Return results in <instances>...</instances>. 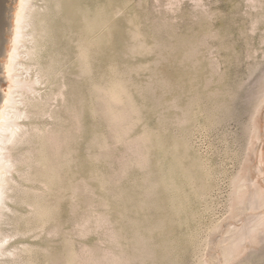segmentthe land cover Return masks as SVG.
<instances>
[{"label": "rangeland", "instance_id": "rangeland-1", "mask_svg": "<svg viewBox=\"0 0 264 264\" xmlns=\"http://www.w3.org/2000/svg\"><path fill=\"white\" fill-rule=\"evenodd\" d=\"M57 1L61 2V6ZM31 2L33 8L37 6L35 8L38 10H35L37 16H30L33 18L30 20L34 21H30L33 23L29 24L28 30L33 28L31 30L35 29L36 32H31L34 39L29 36L33 44L29 43L30 41L26 42L27 47L23 48L30 55L26 54L22 58L26 66H23L21 71L24 70L22 71L24 77L27 76L29 79L37 77L40 82H37L38 84L34 82L32 92H27L29 97L25 91L20 90L23 92L20 107L27 109L23 110L26 117L23 116L19 122L23 125L22 128H25L22 129L25 131H21L26 135L17 137L20 141L13 140L14 144L9 142L5 152V155L13 157L12 164L15 163L11 165L13 170L11 169L10 175L14 177L12 185L16 189L9 190L8 194L12 198L6 199L9 206L3 210L0 217L2 234H9L4 245L6 253L0 257V264H67L69 259L68 264H203L212 230L219 224H227L233 220L228 218L226 221L225 217L229 213L230 202L235 192V177L247 155L251 154L249 140L253 130V111L260 100L258 98L264 92V0H111L113 35L102 45V51L104 54L113 51L114 56L111 59L103 58L96 47H93L89 55L87 53L90 58L86 57L90 60L87 62L91 63L88 64L91 68L83 62L84 66H81L80 59H77L79 57L77 47L84 41L73 3L70 0ZM55 4L57 6H54ZM55 7L59 8L58 11ZM35 11L31 13L35 14ZM67 19L70 23H66L69 22ZM135 25L138 28H135ZM129 30L140 31L145 38L140 37L139 41L144 44L146 42V47L143 46L145 50L132 49L135 52L129 51L127 56L123 52L126 51V45L129 44L131 47L140 43L137 39L131 40ZM105 33L106 31L103 32ZM76 43L80 44L77 46ZM147 45L150 47L152 45L151 52ZM53 46L55 48H52ZM137 50L140 52H136ZM31 53H35V56ZM133 53L137 55L132 56ZM51 58L54 63H51ZM140 62L146 63V66L150 63L148 69ZM127 63L130 65L129 68H126ZM109 64H115L117 68L110 72ZM79 65L83 69L77 68ZM49 66L52 69L46 73V70L51 68ZM137 66L143 69L140 70ZM53 67L56 68L55 72H52ZM84 67L90 69L91 73L87 69L85 72ZM131 67H136L137 70ZM87 73L89 74L86 75ZM115 75L124 80L128 79L125 82L126 87L128 85L130 88L129 90L126 88L127 93L130 92L128 93L130 97L126 96L128 95L126 91L125 97L133 99L134 102L129 98L124 99L136 103L135 108L137 106L139 108L136 110L132 108V104H127L128 106L126 103L123 104L126 101L116 102L117 105L115 102L112 103L122 114L127 109H134V113L130 110L132 114L129 110L128 113L125 111L127 114L121 116L123 119H120V116L119 119L116 117L120 122L113 119L118 123L116 125L112 118L115 114L117 116V112L115 113L117 110L113 109L114 116L105 110L111 115L112 122L107 118L109 115L104 112L107 108L104 104L108 97L107 92L105 93L108 88L106 85L111 84L106 82L116 77ZM94 86L98 88L95 87V91H91ZM104 86L105 91L102 88ZM26 89L27 87L24 90ZM103 96L106 102L101 112ZM77 99L81 100V104ZM89 107L93 113L97 111L96 115H93ZM122 107L124 108L121 110ZM262 107L260 109L262 112L258 114L260 115L258 124L261 132H264V105ZM73 108L77 109L75 110L77 112H73ZM34 110L39 113H34ZM120 111L118 115H122ZM135 111H140V117L135 118L138 116ZM67 113L73 114H68V118ZM71 119L73 123H70ZM81 121H84V127L79 126L83 127L82 129L72 127L77 126V122L82 125ZM63 126L74 129V131L68 129L71 134L69 135H73L69 141V132L63 131L65 129ZM114 128L115 130L120 128L116 133H125V137L121 136L123 138L121 139L120 134L118 137L115 136ZM76 129L80 131L75 137ZM143 130L146 131L147 138L151 137V144L149 139L147 142ZM22 132L18 135L23 134ZM100 133L102 135H98ZM96 134L99 138L104 135L106 137L104 140L107 141L103 139L99 141ZM141 134L146 141L139 136ZM72 138L75 143L70 141ZM158 139L166 146H175L183 151L181 157L186 166H189V161L183 154L189 152L186 154L194 155L192 158L195 164L189 168L192 174L195 173L193 177L197 176L194 177L196 180L193 178V182H187L180 178V189H167L161 175V168L165 167L167 161L159 158L156 146ZM102 140L107 146L110 143L108 147L106 146L107 149L103 146ZM99 144H102V147ZM146 145L152 147L151 151L148 150L151 153L147 152ZM71 150L75 154H71ZM87 154L91 157L88 158ZM67 158L72 159V163ZM65 162L70 163V167ZM158 163L161 164L158 166ZM48 164H51V167ZM43 165L48 169H43ZM51 172L54 174L51 175ZM253 173L255 175L254 170L250 172V177L247 176L252 178ZM92 177L98 181H92ZM100 181L103 183L100 184ZM192 183H195V186ZM177 197H180V200ZM38 200L41 207L36 205L39 204ZM47 209L51 212L48 213ZM248 212L250 213V210L241 215V220ZM39 216H42V219ZM241 220H238V223L242 222ZM138 232L141 234H137ZM137 235L141 236L143 241L142 239L138 241ZM252 251L231 264H264V242ZM213 252L214 250L212 254L216 258L217 251L215 250V254ZM215 258L210 264H216Z\"/></svg>", "mask_w": 264, "mask_h": 264}, {"label": "bare ground", "instance_id": "bare-ground-1", "mask_svg": "<svg viewBox=\"0 0 264 264\" xmlns=\"http://www.w3.org/2000/svg\"><path fill=\"white\" fill-rule=\"evenodd\" d=\"M31 1H33V0H0V217H1V214H3V210L5 209V208H7L9 205L7 204V200L6 199H8L9 197H11V195H9L8 193H9V190L10 189H16V187H14L13 188V185H12V179L14 178V177H12L11 175H10V172L13 170V168H11L14 164H12V156H9V154H7V155H5V152H6V150L8 149V147H7V144L9 143V142H13V140L15 141H17L19 138H21V135L24 137L26 134L25 133H23L22 131H25V130H22V129H25V128H22V124L19 122V120H21V118L24 116V111H25V109H27V108H25V109H22L21 107H20V104H22V100H23V98H20V97H23L22 96V94L21 93H23L22 91H20V90H23V91H25V94L28 92V93H30V92H32V89H34L33 87V85L35 84L34 82H40L39 81V79H33V78H31L30 77V79L29 78H27V76L26 77H24L25 75H24V72H22V71H24V70H22L21 71V69H23V66H24V63L22 62V58L24 57V55H26L27 53H29L28 51H26V50H23V48L26 46L27 47V45H26V42H29V43H31V38L29 37V36H31V37H33V34H31V32H36V30L34 29V31L33 30H31V29H33V28H31L30 30H28V27L30 26L29 24L30 23H33V22H30V21H34V20H30V19H33V18H31L30 16H37L36 15V11L35 10H38V9H36L37 8V6H35L34 8H33V4H32V2ZM44 2V1H43ZM49 2V1H48ZM58 2V1H57ZM70 2L71 3H73V9H74V13H75V16L78 18V20H79V24H80V26H81V30H82V39H83V41H84V43H76V45L78 46L79 44V47H77V49L79 48V57H77V59L79 58L80 60H79V62H81V66L83 65V64H85V65H87L88 66V68H91L89 65L91 64H89V62H90V60H88V59H86V57L89 55V52H90V49H92L93 47H96V50L99 52V53H101V55H102V57L104 58V57H107V58H109V59H111L113 56H114V54H113V51L111 52V51H109V52H106L107 54H104V52L102 51L103 50V47H102V45H104L107 41H108V37H110V36H112L113 35V29H112V24H113V16H112V3H111V0H106L105 2H100V1H98L97 2V0H70ZM96 2H97V5H95L96 4ZM34 3V2H33ZM50 3V2H49ZM57 4H60V6H61V2L59 1ZM54 6H57L56 4L54 5ZM60 6H58L59 8H60ZM40 7V6H39ZM48 7V6H47ZM58 7H55L56 8V10H57V8ZM96 7V8H95ZM58 8V9H59ZM32 9H34V10H32ZM118 9V8H117ZM33 11H35V14H33V13H31V12H33ZM49 12H50V10H48ZM58 11V10H57ZM47 12V11H46ZM39 14V13H38ZM58 14V13H57ZM118 14V13H117ZM60 15H61V13H60ZM116 15V14H115ZM131 15V14H130ZM135 15V14H134ZM58 16V15H57ZM118 16V15H117ZM68 21H69V19H67ZM63 21V20H62ZM66 21V20H65ZM65 21H63V22H65ZM130 22H131V24H132V19L130 20ZM66 23H70V21L69 22H66ZM34 25V24H33ZM63 25V24H62ZM138 26V25H137ZM62 27H64V26H62ZM34 28H35V26H34ZM135 28H138V27H136V25H135ZM130 29V28H129ZM140 29V28H139ZM138 29V30H139ZM135 31V30H129V31H131L130 33V37H131V40H133V41H136V39H137V42H140L139 41V38L140 37H143L139 32L140 31ZM106 31V33L105 34H103V32H105ZM66 34V33H65ZM64 34V35H65ZM35 35H36V33H35ZM143 38H145V37H143ZM142 38V39H143ZM33 39H34V37H33ZM81 40V39H80ZM141 40V39H140ZM35 41V40H34ZM145 40H143V42H144ZM55 42V41H54ZM79 42H81V41H79ZM187 42V41H186ZM50 43V42H49ZM31 44H33V43H31ZM54 44V43H53ZM138 44V46L136 45V44H134V45H132L131 47H129V44H127L126 45V51H123L124 52V55H127L128 53H129V51L130 52H135V48H141L142 50L144 49V47L143 46H145V44H146V42H145V44L144 43H142V42H140V43H137ZM144 44V45H143ZM55 45V44H54ZM153 45V44H152ZM152 45H151V47H152ZM189 45V44H188ZM56 46V45H55ZM55 46H53L52 48H55ZM149 45H147V47H148ZM154 46V45H153ZM134 47V48H133ZM146 47V46H145ZM151 47L149 46V48H150V52L152 51L151 50ZM45 48V47H44ZM64 48V47H63ZM148 48V49H149ZM132 49H135V50H133L132 51ZM147 49V50H148ZM153 49V48H152ZM28 50V49H27ZM36 50V49H35ZM140 50V49H139ZM145 50V49H144ZM155 50V49H154ZM58 52V51H57ZM57 52H54V53H57ZM136 52H140V51H136ZM143 52V51H142ZM78 53L76 54V53H74L76 56L78 55ZM87 53H88V55H87ZM143 53H148L147 51H144ZM31 54H35V53H31ZM97 54V53H96ZM138 54H140V53H138ZM27 55H30V54H27ZM54 55V54H53ZM57 55H59V54H57ZM62 55V54H61ZM99 55V54H98ZM135 55H137L136 53H133V55L132 56H135ZM141 55H142V53H141ZM144 55V54H143ZM35 56V55H34ZM75 56V57H76ZM83 58H82V57ZM127 56H129V55H127ZM127 56H125V57H127ZM61 57V56H60ZM89 57V56H88ZM26 58V57H25ZM55 58V57H54ZM90 58V57H89ZM91 58H92V56H91ZM52 60H51V63H54V62H52L53 61V58H51ZM60 59V58H59ZM77 59H75L76 61H78ZM81 59H83V61L81 60ZM93 59V58H92ZM25 60V59H24ZM50 60V59H49ZM48 60V61H49ZM61 60V59H60ZM87 60L89 61V62H87ZM55 61V60H54ZM57 61V60H56ZM59 61V60H58ZM63 61V60H62ZM64 61H65V59H64ZM25 62H26V60H25ZM82 62H83V64H82ZM102 62H104V61H102ZM57 63V62H56ZM64 63V62H63ZM71 63V62H70ZM116 63V62H115ZM140 63H142V62H140ZM58 64H60V63H58ZM62 64V63H61ZM73 64H75V63H73ZM78 64H80V63H78ZM89 64V65H88ZM128 64V63H127ZM139 64V63H138ZM138 64H136V65H138ZM142 64H144V63H142ZM142 64H139V65H141V66H143ZM146 64V63H145ZM144 64V66H146ZM148 64H150V63H148ZM148 64H147V66L145 67V69L148 67ZM49 65V64H48ZM63 65V64H62ZM110 65V64H109ZM132 65V64H131ZM26 66V65H25ZM24 66V67H25ZM56 66H58L57 64H56ZM64 66V65H63ZM80 65H79V67H77V68H80L81 67ZM84 66V65H83ZM117 65H115V64H112V65H110V66H108V69H109V71L110 72H112L114 69H115V67H116ZM128 66V67H127ZM126 66V68H129V64ZM30 67V66H29ZM49 67H51V66H49ZM54 67H55V65H54ZM53 67V70H52V72L54 71L55 72V70L54 69H56V68H54ZM86 67V66H85ZM84 67V70L85 69H87V68H85ZM138 67V66H137ZM28 68V67H27ZM25 68L26 70H28V69H30V68ZM82 69H83V67H81ZM117 68V67H116ZM132 69L134 68V67H131ZM140 70H142L143 69V67L142 68H140V66L138 67ZM42 69H43V67H42ZM48 69V68H47ZM52 69V67L51 68H49L48 70H46L47 72L46 73H48V71L49 70H51ZM134 69H136V67L134 68ZM133 69V70H134ZM138 69V70H139ZM148 69V68H147ZM25 70V71H26ZM84 70H82V72H84ZM88 70V72H90V69H87ZM137 70V69H136ZM29 71V70H28ZM27 71V72H28ZM92 71V70H91ZM117 71V70H116ZM128 71H130V70H128ZM43 72H45L44 70H43ZM52 72H51V74H52ZM81 72V71H80ZM79 72V74H82V73H80ZM85 72H86V70H85ZM85 72L83 73V74H85ZM59 73V72H58ZM91 73V72H90ZM43 74H45V73H43ZM50 74V73H49ZM56 74V73H55ZM55 74H53V76L55 75ZM64 74H66V73H64ZM89 73H87L86 75H88ZM104 74V73H103ZM110 74V73H109ZM120 73H118V75H119ZM28 75H29V73H28ZM47 75V74H46ZM61 75V74H60ZM85 75V76H86ZM117 75V74H116ZM115 75V76H116ZM38 76V75H37ZM45 76V75H44ZM49 76H52V75H48V77ZM65 76V75H64ZM73 76V75H72ZM42 77V76H41ZM40 77V78H41ZM45 77H47V76H45ZM55 77V76H54ZM59 77V76H58ZM57 77V78H58ZM74 77V76H73ZM121 77V76H120ZM125 77V76H124ZM129 77V76H128ZM56 78V79H57ZM62 78V77H61ZM77 78H79V77H77ZM49 79V78H48ZM80 79V78H79ZM127 78H125V80H126ZM50 80V79H49ZM55 80V79H54ZM110 81H108V82H106V81H104V83L106 82V83H111V84H109V85H106V87L108 86V88H106L105 90H104V88H105V86L104 87H102L103 88V91H105V93L106 94H108V97H107V102H106V100L104 99L105 97L103 96V99H102V97H101V105H102V111L101 112H103V109L106 107V105H107V108L106 109H104V112H105V110H108V112L109 113H111V115H113L114 116V111L115 110H117V111H115V113L117 112V116H116V114H115V118L113 117L112 118V120L113 119H115V120H118L119 119V117L118 116H120V119H123L121 116H123V114L125 115V114H127L128 112V110H129V113H130V110L132 109V108H135V104H133V103H131V101H129L128 102V98L130 97V94H128V93H130L129 91H128V93H127V91H126V88H127V90H129L130 88H129V86L127 85V87H126V82H125V80L123 79V78H119V76L117 77H113L112 78V80H111V78L109 79ZM128 80V79H127ZM48 81V80H47ZM74 82H76V81H74ZM103 82V81H102ZM62 83V82H61ZM80 83V82H79ZM101 83V82H100ZM38 84V83H37ZM49 84V83H48ZM54 84V83H53ZM56 84V83H55ZM58 84H59V82H58ZM99 84V83H98ZM102 84V83H101ZM25 85H26V87H27V89L26 90H24L26 87H25ZM64 85V84H63ZM70 85V84H69ZM77 85V84H76ZM105 85V84H104ZM24 87V89H21V88H23ZM97 86V85H96ZM96 86H94V89L93 90H91V91H95V87ZM99 86V85H98ZM101 86H103V85H101ZM20 87V89H18ZM78 88V87H77ZM96 88H98V87H96ZM102 88H100V89H102ZM129 88V89H128ZM72 89H74V87L72 88ZM99 89V90H100ZM80 90V89H79ZM90 90V89H89ZM97 90V89H96ZM75 91V90H74ZM125 91H126V93L128 94V95H126L125 94ZM62 92V91H61ZM79 92V91H78ZM97 92H100V91H97ZM26 94V95H28V97H29V94ZM33 93H34V91H33ZM94 93H96V92H94ZM101 93H102V91H101ZM63 94V93H62ZM79 94H80V92H79ZM103 94H104V92H103ZM25 95V96H26ZM83 95V94H82ZM93 95V94H92ZM98 95H99V93H98ZM97 94H96V96H98ZM125 95L126 96H129L128 98L127 97H125ZM24 96V97H25ZM68 96V95H67ZM74 96H76V95H74ZM91 96V95H90ZM105 96H107V95H105ZM27 97V96H26ZM25 97V98H26ZM77 97V96H76ZM80 97V96H79ZM78 97V98H79ZM85 97V96H84ZM83 97V98H84ZM92 97V96H91ZM99 97H100V95H99ZM124 98H127V99H124ZM31 99V98H30ZM130 99V98H129ZM258 99H260L259 100V102H257L258 104L257 105H255V111H253V113H254V115L252 116L253 117V120H252V124H253V130H252V133H251V136H250V142H249V152H251V154L249 153V155H247L248 157L246 158V160L244 161V163H243V165H242V167H241V170L239 171V173L237 174V176L235 177V192H234V194H233V197H232V201L230 202L231 203V206H230V210H229V213L227 214V216L225 217V220L226 219H233L231 222H228L227 224H219V225H217V226H215V228H214V230H212L213 232H212V234H210L211 236H210V240H209V245H208V247H209V249H208V251H207V254H206V256H205V258H204V261H203V264H210V261L212 260V259H214L215 257H214V255L212 254V251L214 250V254H215V250L218 252H216V254H218L217 256H216V258H215V260H217V262H216V264H231V263H233V262H235V261H238V260H241L242 259V257L244 258V256L245 255H249V254H246V253H250L254 248L256 249V247H257V245H259V244H261L262 242H264V132H261V130H260V127H259V124H258V116H260V115H258V114H260L259 112L261 111L260 109H262L263 107V105H264V92H262V95H261V97H259ZM72 100H74L73 98H72ZM78 100V102L81 104V100L79 101V99H77ZM85 100V99H84ZM130 100H132L133 101V99H130ZM26 101V100H25ZM82 101H83V99H82ZM120 101H122V102H124V101H126V102H124L123 104H125L126 103V105L127 104H129V105H131V106H133L132 108H130V109H127V106L125 105V109H127V113H125V111L123 112V114H122V112L120 111V110H118V109H116L115 108V106L113 107V105H112V103H114L115 102V105H117L116 104V102H119L120 103ZM28 102H29V100H28ZM27 102V103H28ZM66 102V101H65ZM83 102H85V101H83ZM99 102V101H98ZM104 102H106V104H104ZM121 102V103H122ZM134 102V101H133ZM41 103V102H40ZM118 103V104H119ZM24 104H25V102H24ZM23 104V105H24ZM31 104V103H30ZM29 104V105H30ZM68 104V103H67ZM83 105L81 106V108L82 107H84V103H82ZM86 104V103H85ZM105 105V107H104V105ZM123 104H121V106H123ZM28 105V104H27ZM72 105V104H71ZM70 105V106H71ZM98 105V104H97ZM100 105V106H101ZM22 106V105H21ZM34 106H37V105H35L34 104ZM33 106V107H34ZM75 106V105H74ZM73 106V107H74ZM80 106V105H79ZM99 106V107H100ZM130 106V107H131ZM137 106V105H136ZM30 107V106H29ZM68 107H69V105H68ZM76 107H77V105H76ZM113 107V108H112ZM119 107V106H118ZM262 107V108H261ZM37 108V107H36ZM75 108V107H74ZM73 108V109H74ZM90 108V107H89ZM91 108H93V106L91 107ZM90 108V111L92 110ZM124 107H122L121 108V110L123 109ZM138 110H139V108H138V106L136 107ZM135 108V109H136ZM172 108V107H171ZM70 109V108H69ZM68 109V111H70V110H72V109H70L69 110ZM78 109H80V107L78 108ZM83 109V108H82ZM94 109V108H93ZM98 109V108H97ZM113 109H115V110H113ZM136 109V110H137ZM24 110V111H23ZM31 110H33V109H31ZM30 110V111H31ZM38 110H40V109H38ZM42 110H43V108H42ZM65 110H66V108H65ZM75 110H77V109H74L73 110V112L75 111ZM99 110H100V108H99ZM134 110V109H133ZM133 110H131V111H133ZM26 111H29V110H26ZM67 111V110H66ZM82 111V110H81ZM81 111H78L79 113H81ZM118 111H120L121 112V114L122 115H118ZM39 113V111H35L34 110V113ZM41 112V111H40ZM75 112H77V111H75ZM97 112V111H96ZM96 112L95 113H93V110H92V113H93V115L95 114L96 115ZM107 111L105 112L106 113V115L108 114L109 115V113H108ZM262 112V111H261ZM26 114H27V112H25ZM84 113V112H83ZM104 113V114H105ZM133 113H134V111H133ZM135 113H137L138 114V116H136L135 118H137V117H140L139 116V114H140V111H135ZM49 114V113H48ZM47 114V115H48ZM69 113H67V116H68V118H69V115H71V114H73V113H71V114H69ZM75 114V113H74ZM78 114V113H77ZM99 114V113H98ZM103 114V113H102ZM130 114H132V112L130 113ZM28 115H29V113H28ZM79 115H81V114H79ZM79 115H77V117L79 116ZM92 115V114H91ZM99 115H101V114H99ZM111 115H109V117L107 116V118H110V120H111ZM82 116H83V114H82ZM129 116H131V115H129ZM135 115H133V117H134ZM24 117H26V116H24ZM28 117V116H27ZM76 117V118H77ZM80 117V116H79ZM106 117V116H105ZM116 117L118 118V119H116ZM59 118V117H58ZM57 118V119H58ZM82 118V117H81ZM81 118H79L80 120H82ZM129 118V117H128ZM62 119V118H61ZM75 119V118H74ZM73 119V120H74ZM78 119V120H79ZM127 119V118H126ZM139 120H140V118H138ZM66 120V119H65ZM77 119H76V121H78ZM79 120V121H80ZM106 120V119H105ZM112 120L110 121V122H112ZM115 120H113L114 121V123H115ZM137 119H135V121H136ZM59 121V120H58ZM64 121V120H63ZM67 121H68V119H67ZM69 121H70V119H69ZM107 121H109V120H107ZM119 121V120H118ZM138 121V120H137ZM60 122V121H59ZM64 122H66V121H64ZM83 122L84 121H81V123H82V125H80V124H78V122L76 123L77 124V126H75L74 124V126H72L73 128L75 127H79V126H83ZM120 122V121H119ZM260 122V121H259ZM61 123V122H60ZM59 123V124H60ZM70 123H73V121H72V119H71V122ZM109 123V122H108ZM114 123L112 124V125H114ZM117 123V122H116ZM116 123H115V125H116ZM264 123V122H263ZM25 124V123H24ZM33 124V123H32ZM68 124H69V122H68ZM118 124V123H117ZM61 125V124H60ZM63 125H65V124H63ZM97 125V124H96ZM95 125V126H96ZM109 125V124H108ZM110 125H111V123H110ZM114 125V126H115ZM123 125V124H122ZM27 126V125H26ZM35 126V125H34ZM62 126V125H61ZM71 126V125H70ZM70 126L69 127H67V128H65L66 126H63L65 129L63 130V131H65V130H67V132H69L68 133V135L70 134V131L68 130V129H70ZM94 126V125H93ZM114 126H112V127H114ZM128 126V125H127ZM60 127V126H59ZM84 127V126H83ZM82 127V128H83ZM117 127H118V125L116 126V129H117ZM37 128H39V126L37 127ZM61 128V127H60ZM80 128V127H79ZM82 128H80V129H82ZM111 128V127H110ZM19 129H20V132H22L23 134H20V135H18V133H20V132H18L19 131ZM85 129V128H84ZM93 129H95V127L93 128ZM22 130V131H21ZM71 130V129H70ZM73 131H74V129H72ZM71 130V131H72ZM77 130V132L75 133L74 132V136L76 135H78L77 133H78V131H80V130H78V129H76ZM75 130V131H76ZM113 130V129H112ZM114 130H115V128H114ZM119 130H120V128L118 129V130H115V133H116V131L117 132H119ZM146 130V129H145ZM143 130L145 133H143V131H142V133L143 134H145L146 135V131L148 130ZM36 131H37V129H36ZM39 132H41V131H39ZM39 132H38V134H39ZM83 132V131H82ZM113 132V134H114V131H112ZM121 132H123V131H121ZM151 132V131H150ZM153 132V131H152ZM157 132V131H156ZM42 133V132H41ZM44 133V132H43ZM42 133V134H43ZM72 133V132H71ZM84 133V132H83ZM92 133V132H91ZM95 133H97V132H95ZM126 133H128V132H126ZM45 134V133H44ZM64 134V133H63ZM120 134V135H119ZM119 134H117L116 133V135L115 136H117V135H119L120 136V138L121 139H123L122 137H125V133L123 134H121V133H119ZM143 134H141V135H139L141 138H142V135ZM152 134V133H151ZM150 134V135H151ZM29 135V134H28ZM37 135V134H36ZM61 135H62V132H61ZM67 135V136H68ZM71 135V134H70ZM69 135V138H68V141H69V139H70V137H72V136H70ZM87 135V134H86ZM97 135V134H96ZM98 135H102V133H100V134H98ZM96 136V137H98V139H99V141H100V139H103L104 140V138H106V137H104V135H103V137H101V138H99V136ZM124 135V136H123ZM148 135H149V132H148ZM158 135V134H157ZM156 135V136H157ZM20 136V137H19ZM40 136V135H39ZM75 136V137H76ZM94 136H95V134H94ZM122 136V137H121ZM151 136H153V135H151ZM17 137H19V138H17ZM42 137V136H41ZM44 137V136H43ZM118 137V136H117ZM148 137H150V136H148ZM159 137H161V136H159ZM158 137V138H159ZM17 138V139H16ZM93 138V137H92ZM91 138V139H92ZM110 138V137H109ZM114 138H116V137H114ZM145 138H147V135L145 136ZM23 139V138H22ZM43 139V138H42ZM41 138H40V140H42ZM66 139V138H65ZM76 139V138H75ZM78 139V138H77ZM96 139V141H97V138H95ZM144 141H146L144 138H142ZM148 139H149V141H148ZM151 137L150 138H147V142H149L150 144H151ZM102 140V141H103ZM165 140V139H164ZM18 141H20V140H18ZM38 141V140H37ZM66 141V140H65ZM70 141H73L74 143H75V140H74V138H72V140H70ZM99 141H97L98 143H99ZM105 142L107 141V139H105L104 140ZM103 141V142H104ZM109 141V140H108ZM120 141V140H119ZM144 141H143V143H144ZM153 141V140H152ZM33 142V141H32ZM36 142V141H35ZM72 142V143H73ZM77 142V141H76ZM91 142V145H92V141H90ZM105 142L103 143V146H107V145H105ZM146 142V144L147 145H150V144H148ZM10 143V144H11ZM15 142H13V144H14ZM39 143V142H38ZM43 143V142H42ZM63 143H64V141H63ZM65 143H68V142H65ZM71 143V142H70ZM69 143V144H70ZM98 143H95V144H98ZM183 143V145H184V142H182ZM36 144V143H35ZM69 144H68V146H69ZM86 144H88L89 145V143H86ZM110 144V143H109ZM109 144H108V146H109ZM176 144V143H175ZM12 145V144H11ZM88 145H87V147H88ZM100 145V144H99ZM102 145V144H101ZM100 145V147H102ZM145 145V144H144ZM146 145V146H147ZM154 145V144H153ZM152 145V146H153ZM13 146V145H12ZM36 146V145H35ZM107 146V147H108ZM143 146V145H142ZM156 146L158 147V150H159V158H161V159H163V160H165V161H167V163H166V165H165V167H162L161 168V175H162V177H163V181H165V185H166V187H167V189L168 188H174V189H180V186H181V182H180V178H183L184 180H186L187 182H191L192 180H193V178L195 177H193V174H195L194 172H193V174H192V172H191V170H190V168L189 167H193L192 166V164H195L194 163V160H193V158H192V156H194V155H189V154H186V153H189V152H185L184 154H183V156H186V160H188L189 161V166H186L185 165V163H184V161H183V158L181 157L182 156V152L179 150V148H177V147H173V146H171V147H169V146H166V144L163 142V141H161L160 139H158V141L156 142ZM184 146H186V145H184ZM38 147V146H37ZM40 147V146H39ZM65 147V146H64ZM70 147V146H69ZM67 148V149H70V148H72V146L70 147V148ZM107 147L105 148V149H107ZM148 147H150V146H147V152H150L151 151V149H152V147H150V148H148ZM43 148V147H42ZM89 148V147H88ZM88 148H87V150H88ZM145 148V147H144ZM153 148H154V146H153ZM186 148H187V146H186ZM10 149L11 148H9V151H10ZM37 149V148H36ZM35 149V150H36ZM47 149V148H46ZM103 149V148H102ZM150 149V151H148ZM187 149H189V148H187ZM44 150H45V148H44ZM65 150V149H64ZM92 149H90V151H91ZM104 150V149H103ZM66 151V150H65ZM68 151V150H67ZM74 151H75V149H74ZM8 152V151H7ZM38 152V151H37ZM71 152V154H73L72 153V150L70 151ZM77 152V151H76ZM89 152V151H88ZM146 152V150L144 151V153ZM41 153V152H40ZM44 153V152H43ZM151 153V152H150ZM62 154V153H61ZM75 154V153H74ZM147 154V153H146ZM186 154V155H185ZM40 155V154H39ZM68 156H72V155H69V154H67ZM66 155V156H67ZM88 155V154H87ZM98 154H96V156H97ZM14 156V155H13ZM46 156V155H45ZM101 156V155H100ZM104 156V155H103ZM103 156H102V158H103ZM150 156V155H149ZM154 156V155H153ZM156 156V155H155ZM38 157H40V156H38ZM48 157H50V156H48ZM89 157H91V155L89 156L88 155V158ZM92 157H93V155H92ZM105 157V156H104ZM147 157H148V155H147ZM152 157V156H151ZM150 157V158H151ZM15 158V157H14ZM47 158V157H46ZM66 158V157H65ZM97 158V157H96ZM96 158H94L93 160H95ZM101 158V157H100ZM43 159V158H42ZM42 159H41V161H42ZM69 161H70V163H72V159H69V158H67ZM67 159H64V160H66V162L68 161ZM195 159V158H194ZM38 160V159H37ZM77 160V159H76ZM90 160H92V159H90ZM92 160V161H93ZM98 160H99V157H98ZM150 159H148L147 158V161H149ZM198 160V159H197ZM196 160V161H197ZM48 160H46V162H47ZM79 161V160H78ZM96 161V160H95ZM200 161V160H199ZM198 161V162H199ZM65 162V164H69L68 166L70 167V163H66ZM97 162H99V161H97ZM96 162V163H97ZM150 162V161H149ZM152 162V161H151ZM158 162H159V160H158ZM38 163V162H37ZM45 163V162H44ZM49 163H51V162H49ZM75 163V162H74ZM92 163H94V162H92ZM95 163V164H96ZM39 164V163H38ZM37 164V165H38ZM89 164H91V163H89ZM148 164V163H147ZM159 164H161V163H158V166H159ZM163 164V163H162ZM12 165V166H11ZM40 165V164H39ZM49 166L51 165V164H48ZM47 165V166H48ZM48 166V167H49ZM77 166V165H76ZM91 166H92V164H91ZM38 167V166H37ZM40 167V166H39ZM46 167V166H45ZM51 167V166H50ZM62 167H64V165L62 166ZM61 167V168H62ZM65 167H67V166H65ZM94 167V166H93ZM197 167H199L198 165H197ZM196 167V168H197ZM18 168V167H17ZM141 168H143V167H141ZM201 168V167H200ZM12 169V170H11ZM16 169V168H15ZM43 169H45V170H47L46 168H44V165H43ZM50 169V168H49ZM71 169V168H70ZM40 170H42V168L40 167ZM58 170V169H57ZM63 170V169H62ZM141 170V169H140ZM196 170H198V168L196 169ZM201 170V169H200ZM252 170H254L255 171V175H254V173H253V175H254V177H252V178H249L250 176L249 175H251L250 174V172L252 171ZM39 171V170H38ZM37 171V172H38ZM49 171V170H48ZM51 171V170H50ZM66 171V170H65ZM41 172V171H40ZM43 172V171H42ZM58 172V171H57ZM63 172V171H62ZM69 173H70V171H68ZM92 171H90V173H91ZM195 172H197V171H195ZM199 172H201V171H199ZM46 173V172H45ZM47 173H49V172H47ZM66 173V172H65ZM97 173V172H96ZM249 173V174H248ZM37 174V173H36ZM44 174V173H43ZM42 174V175H43ZM52 174H54V173H52L51 172V175ZM93 173H91V175H92ZM201 174V173H200ZM41 175V174H40ZM49 175V174H48ZM75 175H77V174H75ZM75 175H73L74 177H75ZM79 175V174H78ZM110 175V174H109ZM147 175V174H146ZM198 175V174H197ZM249 177H248V176ZM31 176H33V175H31ZM39 176V175H38ZM37 176V177H38ZM44 176V175H43ZM61 176H62V174H61ZM96 176H98V173L96 174ZM144 176V175H143ZM199 176V175H198ZM59 177V176H58ZM99 177H100V175H99ZM201 177H203V178H205L204 177V175H201ZM201 177H198V179L200 178L201 179ZM36 178V177H35ZM35 178H33V179H35ZM41 178H42V176H41ZM50 178V177H49ZM53 178V177H52ZM51 178V179H52ZM91 178V177H90ZM89 178V179H90ZM195 178H197V176L195 177ZM194 178V179H195ZM203 178H202V180H203ZM31 179V178H30ZM37 179V178H36ZM86 179V178H85ZM84 179V180H85ZM92 179H93V177H92ZM102 179V178H101ZM100 179V180H101ZM39 180V179H38ZM41 180V179H40ZM46 180H47V177H46ZM50 180V179H49ZM53 180V179H52ZM51 180V181H52ZM56 180V179H55ZM70 180V182L72 181L71 179H68V181ZM73 180H75V179H73ZM95 179H93L92 181H94ZM97 180V179H96ZM95 180V181H96ZM107 180V179H106ZM145 180V179H144ZM196 180V179H195ZM205 180V179H204ZM14 181V180H13ZM58 181V180H57ZM62 181H63V179H62ZM81 181V180H80ZM86 181V180H85ZM98 181V180H97ZM146 181H147V179H146ZM60 182V181H59ZM76 182H78V181H76ZM90 182V181H89ZM101 182V181H100ZM107 182V181H106ZM193 182V181H192ZM201 182H203V181H201ZM18 183V182H17ZM16 183V184H17ZM20 183V182H19ZM25 183H27V182H25ZM64 183V182H63ZM75 183V182H74ZM103 183V181L100 183V184H102ZM198 184L200 183V182H197ZM208 183V182H207ZM13 184H14V182H13ZM27 184H29V183H27ZM31 184V183H30ZM62 184V183H61ZM79 184V183H78ZM193 184V183H192ZM202 184V183H201ZM23 185V184H22ZM44 185H46V184H44ZM48 185V184H47ZM70 185L72 186V183H70ZM154 185H155V182H154ZM157 185H158V183H157ZM156 185V186H157ZM186 185V184H185ZM203 185H205V184H203ZM203 185H201L202 187H203ZM15 186V185H14ZM19 186V185H18ZM51 186V185H50ZM56 186V185H55ZM76 186H77V184H76ZM75 186V187H76ZM91 186V185H90ZM104 186V185H103ZM158 186H160V185H158ZM193 186H195V183L193 184ZM200 186V185H199ZM30 188H31V186H29ZM49 187V186H48ZM73 188H74V186H72ZM25 188V187H24ZM34 188V187H33ZM47 188V187H46ZM71 188V187H70ZM73 188H71V190L73 189ZM102 188V187H101ZM108 188V187H107ZM204 188V187H203ZM14 189V190H15ZM75 189V188H74ZM185 189V188H184ZM198 189H201V187L199 188L198 187ZM205 189V188H204ZM94 190V189H93ZM28 191H29V189H28ZM31 191V190H30ZM43 191V190H42ZM46 191V190H45ZM49 191V190H48ZM73 191V190H72ZM71 191V192H72ZM76 191V190H75ZM113 191V190H112ZM118 191V190H117ZM199 191V190H198ZM202 191H203V189H202ZM205 191V190H204ZM31 192H33V191H31ZM30 192V193H31ZM37 193H38V191H36ZM106 192H108V191H106ZM24 193H25V191H24ZM37 193H36V195H37ZM43 193H44V191H43ZM49 193V192H48ZM53 193V192H52ZM74 193V192H73ZM35 194V193H34ZM34 194H33V196H34ZM65 194H66V192H65ZM115 194V193H114ZM119 194H120V192H119ZM172 194V193H171ZM202 194V193H201ZM18 195H19V192H18ZM22 195V194H21ZM64 195V194H63ZM116 195H118V193L116 194ZM203 195V194H202ZM201 195V196H202ZM23 196V195H22ZM30 196V195H29ZM38 196V195H37ZM41 196H42V193H41ZM46 196H47V194H46ZM45 196V197H46ZM72 196V195H71ZM76 196V195H75ZM123 196V195H122ZM190 196H192V195H190ZM198 196H200V195H198ZM24 197V196H23ZM44 197V196H43ZM44 197V198H45ZM77 197V196H76ZM104 197V196H103ZM180 197H181V195H180ZM180 197H177L178 199L180 198ZM196 197V196H195ZM12 198V197H11ZM31 198V197H30ZM37 198V197H36ZM36 198H35V200H36ZM40 198V197H39ZM70 198V197H69ZM73 198V197H72ZM80 198V197H79ZM172 198V197H171ZM18 199H19V197H18ZM17 199V200H18ZM22 199V198H21ZM29 199V198H28ZM38 199V198H37ZM101 199V198H100ZM117 199H118V197H117ZM27 200V199H26ZM26 200H24V201H26ZM31 200V199H30ZM35 200H33V201H35ZM44 200V199H43ZM60 200V199H59ZM103 200H104V198H103ZM180 200V199H179ZM20 201V200H19ZM117 201V200H116ZM22 202V201H21ZM28 202V201H27ZM36 202V201H35ZM37 202H39V200L37 201ZM102 202H104V201H102ZM56 203V202H55ZM104 203H107V202H104ZM34 204V203H33ZM41 204V202H39V204H36V205H40ZM54 203H52V205H53ZM144 204V203H143ZM179 204V203H178ZM45 205V204H44ZM49 206H50V204H49ZM48 206V207H49ZM54 206V205H53ZM39 207V206H38ZM40 207H41V205H40ZM52 207V206H51ZM72 207V206H71ZM57 208V207H56ZM106 208V207H105ZM120 208V207H119ZM46 209V208H45ZM54 209V208H53ZM37 210V209H36ZM55 210V209H54ZM53 210V211H54ZM248 210H250V213L248 212V214L247 215H245L244 216V218L241 220V215L243 214L244 215V213L246 212V211H248ZM40 211V210H39ZM47 211H48V209H47ZM49 212H51V211H48V213ZM105 212H106V210H105ZM6 213V212H5ZM39 213V212H38ZM41 213V212H40ZM36 213H34V215H35ZM45 214V213H44ZM53 214V216L55 215L54 213H52ZM51 214V215H52ZM105 214V213H104ZM38 215V214H37ZM36 215V216H37ZM50 215V216H51ZM3 216V215H2ZM21 216V215H20ZM45 216H46V214H45ZM42 217V216H41ZM40 216H39V218H41ZM121 217V216H120ZM18 218V217H17ZM238 218H240V219H238ZM22 219V218H21ZM42 219V218H41ZM241 220L242 222H239L238 223V220ZM224 220V221H225ZM46 222H47V220H45ZM44 221V222H45ZM52 221V220H51ZM135 221V220H134ZM139 221V220H138ZM137 221V222H138ZM163 221V220H162ZM227 221V220H226ZM237 221V222H236ZM43 222V221H42ZM49 222V221H48ZM136 222V223H137ZM223 222V221H222ZM221 222V223H222ZM41 223V222H40ZM39 223V224H40ZM163 223V222H162ZM188 224V223H187ZM44 225V224H43ZM42 225V226H43ZM144 225V224H143ZM162 225V224H161ZM136 226H138V225H136ZM130 227V226H129ZM133 227H134V225H133ZM142 228V227H141ZM150 228V227H149ZM149 228H148V230H149ZM135 229V228H134ZM144 229V228H143ZM132 230V229H131ZM138 229H136V231H137ZM146 230V229H145ZM155 230V229H154ZM4 232V231H3ZM16 233V232H15ZM23 233V232H22ZM137 234H141V233H137ZM115 235V234H114ZM15 236V235H14ZM135 236H136V234H135ZM134 236V237H135ZM138 237H139V235H137ZM144 236V235H143ZM12 237H13V235H12ZM138 237H136V239L138 238ZM141 237V236H140ZM139 237V239H138V241H141L140 239H142V241H143V238H140ZM8 238H9V234L8 235H3L2 234V232H1V230H0V257L2 256V255H5V253H6V249L4 248V245L6 244V241L8 240ZM144 238H145V236H144ZM132 239H133V237H132ZM209 239V238H208ZM145 240V239H144ZM113 241V240H112ZM115 241V240H114ZM137 241V240H136ZM145 242V241H144ZM135 243V242H134ZM133 244V243H132ZM141 243H139V245H140ZM135 245H137V244H135ZM143 244H141V246H142ZM144 245H145V243H144ZM211 245V246H210ZM11 247H12V245H11ZM133 247H135V246H133ZM138 247V246H137ZM140 247V246H139ZM29 248H30V246H29ZM140 248H142V247H140ZM28 249V248H27ZM27 249H26V251H27ZM135 249H139V248H135ZM260 249V248H259ZM24 251H25V249H24ZM250 251V252H249ZM10 252V251H9ZM29 252V251H28ZM253 252V251H252ZM8 253V252H7ZM31 253V252H30ZM109 253V252H108ZM68 254V253H67ZM71 255H72V253H70ZM69 254V255H70ZM203 257V256H202ZM213 257V258H212ZM249 257V256H248ZM67 258V257H66ZM67 259H69V258H67ZM119 259V258H118ZM248 259V258H247ZM31 260H33V258H31ZM70 260V259H69ZM68 260V262H70ZM76 260V259H75ZM201 261V260H200ZM213 261V260H212ZM31 262H33V261H31ZM30 262V263H31ZM68 262H66L67 264H68ZM71 262H74V260L72 261L71 260ZM6 263V262H5ZM214 263V262H213ZM72 264V263H71ZM74 264V263H73ZM212 264V263H211Z\"/></svg>", "mask_w": 264, "mask_h": 264}]
</instances>
